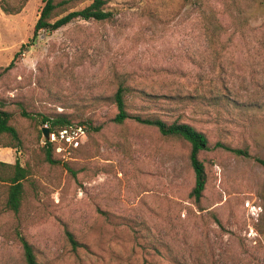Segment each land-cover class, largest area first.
Masks as SVG:
<instances>
[{
	"label": "rangeland",
	"instance_id": "obj_1",
	"mask_svg": "<svg viewBox=\"0 0 264 264\" xmlns=\"http://www.w3.org/2000/svg\"><path fill=\"white\" fill-rule=\"evenodd\" d=\"M92 1L68 0L59 17ZM104 1L110 20H74L34 42L45 0L16 15L0 9V105L19 138L12 148L0 137V162L28 171L17 213L0 182V264H25L18 234L38 264H264V109L169 98L220 78L238 100L264 101V0ZM118 85L130 90L129 113L205 134L198 203L186 142L113 122ZM54 114L87 128L68 164L48 163L41 148L42 117Z\"/></svg>",
	"mask_w": 264,
	"mask_h": 264
},
{
	"label": "trees",
	"instance_id": "obj_2",
	"mask_svg": "<svg viewBox=\"0 0 264 264\" xmlns=\"http://www.w3.org/2000/svg\"><path fill=\"white\" fill-rule=\"evenodd\" d=\"M27 2L28 0H0V9L4 14L16 15L21 12ZM67 3L68 0H45L40 15L34 25L33 35L30 40L31 42H34V40L38 37L39 31H45L48 33L54 32L68 25L74 20H91L95 22H102L110 20L112 17V13L105 11L103 7L105 4L104 0H93L88 6L82 9L67 12L59 17L60 14L67 11L64 8ZM26 46L27 44L21 46L19 51L14 55L7 69L14 66L15 59H17V57L21 55ZM127 92H130L127 86L118 85L114 95L110 99L112 104H114L117 109V113L113 118V122H115L116 124H122L125 120H133L141 125L155 127L160 135L164 138L178 139L186 142L189 146V164L194 173V186L191 190L190 195L194 198L195 202L198 203L202 197V193L206 184L205 170L203 163L199 158V154L210 149L205 134L197 131L187 123L180 122L178 119H175L172 122L168 123L157 116H142L140 114L129 113L127 111L125 100V94ZM169 98L172 101L173 99H194L197 101H201L202 103H206V106H209L210 104L217 107L224 103L228 107H240L247 110L249 108H253L254 110L264 109V101L244 102L238 100L235 95L231 94V90L228 88L227 84H225L223 80H220V78L209 81V85H207L205 90L201 91L197 95L188 94L184 96H175V98L174 96ZM3 107L4 105H0V137L5 136L9 138L10 141L15 142V145L13 146L10 143H7L3 144V147L15 148L17 147L16 144L19 141L18 134L16 129L10 124L11 114L7 111L2 110ZM21 116L29 117L24 111L21 112ZM72 124L83 125L87 131L84 122L72 123L70 117L65 114H54L53 116L42 117V125H47L51 132L65 128ZM98 130L99 127L93 129V131L95 132H97ZM39 137H42L41 130L39 132ZM214 147L230 151L236 155H247L246 151L231 149L220 142H217ZM41 148L48 163H62L60 159L55 155L53 146L51 144L42 145ZM81 149L78 150L77 155ZM256 161L262 166L264 170V160L257 159ZM68 163L70 162L62 164ZM66 169L74 174L69 168ZM27 176V169L20 166L18 162H16L14 165L0 162V182L7 184V197L4 206L8 211L13 213L18 212L23 200V181L27 178ZM67 238L74 250L79 247V244L74 240L71 234L67 233ZM17 240L21 245L25 264H38L34 250L32 246L26 241V239L18 234Z\"/></svg>",
	"mask_w": 264,
	"mask_h": 264
},
{
	"label": "built area",
	"instance_id": "obj_3",
	"mask_svg": "<svg viewBox=\"0 0 264 264\" xmlns=\"http://www.w3.org/2000/svg\"><path fill=\"white\" fill-rule=\"evenodd\" d=\"M45 127L48 128L47 125ZM49 129V128H48ZM87 142V132L83 125L72 124L65 128L50 131L48 138L42 137V145L51 144L55 155L62 163L76 160L77 152Z\"/></svg>",
	"mask_w": 264,
	"mask_h": 264
},
{
	"label": "water",
	"instance_id": "obj_4",
	"mask_svg": "<svg viewBox=\"0 0 264 264\" xmlns=\"http://www.w3.org/2000/svg\"><path fill=\"white\" fill-rule=\"evenodd\" d=\"M41 135L43 138L47 139L49 135V129L47 127H42L41 128Z\"/></svg>",
	"mask_w": 264,
	"mask_h": 264
}]
</instances>
